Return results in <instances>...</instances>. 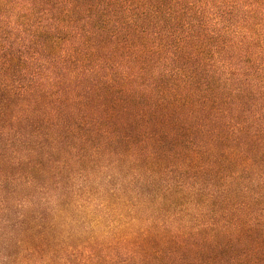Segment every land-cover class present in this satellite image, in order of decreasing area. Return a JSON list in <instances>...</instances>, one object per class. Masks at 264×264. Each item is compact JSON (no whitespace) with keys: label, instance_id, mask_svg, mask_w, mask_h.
Masks as SVG:
<instances>
[{"label":"trees","instance_id":"16d2710c","mask_svg":"<svg viewBox=\"0 0 264 264\" xmlns=\"http://www.w3.org/2000/svg\"><path fill=\"white\" fill-rule=\"evenodd\" d=\"M0 264H264V0H0Z\"/></svg>","mask_w":264,"mask_h":264}]
</instances>
